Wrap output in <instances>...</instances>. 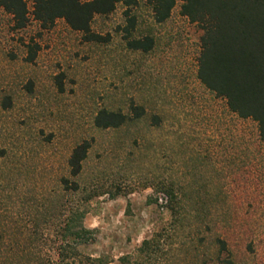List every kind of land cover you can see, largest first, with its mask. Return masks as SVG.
<instances>
[{"label": "rangeland", "instance_id": "1", "mask_svg": "<svg viewBox=\"0 0 264 264\" xmlns=\"http://www.w3.org/2000/svg\"><path fill=\"white\" fill-rule=\"evenodd\" d=\"M24 1L23 29L0 9V264H119L160 231L173 234L164 264H264V145L198 80L202 31L181 3L162 24L146 0L118 4L94 16L101 40L88 42L63 20L41 28ZM144 38L148 52L128 46ZM101 110L131 121L98 129ZM85 141L73 178L67 162ZM74 213L89 234L73 262L60 255Z\"/></svg>", "mask_w": 264, "mask_h": 264}, {"label": "trees", "instance_id": "2", "mask_svg": "<svg viewBox=\"0 0 264 264\" xmlns=\"http://www.w3.org/2000/svg\"><path fill=\"white\" fill-rule=\"evenodd\" d=\"M134 0H32V16L43 29H48L56 20L86 37L88 42H99L101 38L91 33L94 16L112 13L118 4L130 8ZM151 7L153 20L157 24L167 21L177 2L181 3L180 14L190 23L199 26L200 53L197 59V78L209 92L223 99L228 110L240 119L251 120L257 125L259 138L264 145V0H146ZM0 9L11 16L16 29H23L28 22V11L24 0H0ZM127 17L125 32L131 35L135 27L134 17ZM153 45L150 38L131 40V50L148 52ZM133 116L139 119L142 108L132 107ZM131 120L121 112L101 110L94 119L98 129H118ZM90 144L76 146L69 159L71 177L81 174ZM66 183V182H65ZM67 184V183H66ZM72 190L78 186L72 183ZM171 202H177L172 192L167 193ZM172 214L175 212L168 208ZM176 213L174 214V217ZM71 245L62 248L60 256L73 262L79 254L74 247L89 234L78 214L73 215L66 231ZM172 232H154L141 242L133 254L118 259L119 264H164L170 249L167 240ZM220 253L227 252L224 241L217 239ZM90 264H105L101 259H88ZM221 264H233L228 256Z\"/></svg>", "mask_w": 264, "mask_h": 264}]
</instances>
